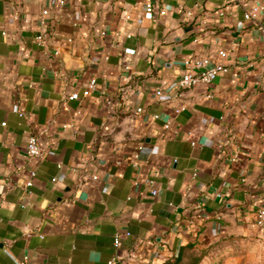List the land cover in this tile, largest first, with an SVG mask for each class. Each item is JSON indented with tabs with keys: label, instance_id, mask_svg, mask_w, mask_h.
Here are the masks:
<instances>
[{
	"label": "crops",
	"instance_id": "crops-1",
	"mask_svg": "<svg viewBox=\"0 0 264 264\" xmlns=\"http://www.w3.org/2000/svg\"><path fill=\"white\" fill-rule=\"evenodd\" d=\"M257 2L0 0V264H264ZM222 50L214 81L176 84Z\"/></svg>",
	"mask_w": 264,
	"mask_h": 264
},
{
	"label": "built area",
	"instance_id": "built-area-1",
	"mask_svg": "<svg viewBox=\"0 0 264 264\" xmlns=\"http://www.w3.org/2000/svg\"><path fill=\"white\" fill-rule=\"evenodd\" d=\"M61 5H64L66 3V0H59ZM145 6L146 11L149 13H153L155 10L154 6V0H145ZM229 5H226L220 13L224 14ZM264 9V3L257 2L255 4H251L245 12V18L247 20H253L258 21L260 17L261 11ZM49 8H44L43 13L48 14ZM161 13H166L165 9L161 10ZM185 14L187 16H191L193 14V11L191 9H187L185 11ZM37 39L39 41L44 40L45 34L41 33L38 34ZM228 52L225 50H222L219 52L218 56H204L199 58H193V59H185V71L183 74L178 78L176 81V84L179 87H190L194 86L199 83H211L216 79V77L222 72L226 71L228 69L224 58L227 56ZM96 86V80L92 79V81L89 84V89H94ZM157 93H161V90H157ZM79 96L78 92H72L68 95V98H77ZM183 107H178L175 109L176 112L180 111ZM138 110L141 111L142 107H138ZM157 117L158 115L155 114ZM67 126V125H65ZM166 127L169 126V122L166 123ZM192 143H195L194 140H192ZM27 155L30 159H39L43 156V147L40 144L39 137L36 133H31L29 135V138L27 140ZM238 157V153H235L233 156H231V160H236ZM36 169L31 168L30 169V177L27 180V186H31L33 184V177L36 175ZM94 179L98 178L97 174L93 175ZM55 179V178H54ZM153 193H157V189H152ZM256 222L257 224L264 228V206L259 207L257 214H256ZM26 232L30 234L33 232V230L26 226ZM127 235L131 234L130 231L126 232ZM122 244L121 236L120 234H116L114 237V245L115 247H119ZM132 254L130 252H127L125 254L115 253L108 261V264H130ZM30 259V256L28 253L24 254L23 258L18 262V264H28Z\"/></svg>",
	"mask_w": 264,
	"mask_h": 264
}]
</instances>
